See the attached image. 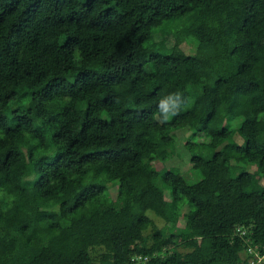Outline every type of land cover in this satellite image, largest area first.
I'll use <instances>...</instances> for the list:
<instances>
[{"label": "trees", "instance_id": "16d2710c", "mask_svg": "<svg viewBox=\"0 0 264 264\" xmlns=\"http://www.w3.org/2000/svg\"><path fill=\"white\" fill-rule=\"evenodd\" d=\"M261 124L264 0H0V264H264ZM108 210L49 250L55 223Z\"/></svg>", "mask_w": 264, "mask_h": 264}, {"label": "rangeland", "instance_id": "374dc122", "mask_svg": "<svg viewBox=\"0 0 264 264\" xmlns=\"http://www.w3.org/2000/svg\"><path fill=\"white\" fill-rule=\"evenodd\" d=\"M156 38V45L157 47H161L167 44V42L165 40H163V42L161 41V39L159 38L158 34H155L154 36ZM181 46L186 50V51H190L192 52L194 49V43H192L191 41H184ZM221 95H225V96H231L234 94L233 89H231V87H224L221 91H220ZM252 110L245 108L244 110V116L246 117H252ZM224 119L222 118H218L215 117L212 119L211 124L208 125L207 127V135L211 132H213L215 129H217L221 123H223ZM263 124H261V127L263 128ZM174 131V135L175 137V141H173V153L170 157V160H168L165 165L166 166H172V167H176L177 168V177L179 178V185L181 186V184L183 183V181L180 179L179 177V172H183V171H188V168L190 166V163L188 161L187 158V149L186 146L184 145V139L186 138V133L187 131H185V129H175ZM232 138L239 142L240 141V137L237 135V133H234ZM240 166H242L244 169L250 171V172H254L256 171L255 169V165L254 163H246V164H239ZM182 174V173H180ZM186 177V175H185ZM258 182L260 183V185L264 184V176H258ZM107 193L111 198H114L116 195V187L115 186H109L107 189ZM165 197L167 196V193H165ZM182 212L185 211V207H182ZM147 213H149L147 211ZM151 215V214H150ZM113 219V213L111 210H108L107 212L103 213L100 216L97 217H93L90 218L84 222H76L75 220H70L69 219V224H67L66 226L60 225V223H55L54 227H53V233L52 235L48 238V247L49 250L52 252H61V253H65L68 256H72V252L66 247V241L69 238L70 235L72 234H78L81 232H97L99 230L105 229L106 225L109 221H111ZM152 220L153 222L158 225V226H162L164 223L162 221V219H160L157 216L152 215ZM178 224L181 225L182 224V218L179 217L178 220ZM205 245V241L202 238H193L187 241L186 244H184L183 246H186L184 248H190V249H201L203 248ZM182 245H178L176 246V249L181 250V247H183ZM247 252L249 254H253L255 256L254 257H249L248 258V264H258V262L260 261L261 257L257 256V253L254 252V250L252 249H248Z\"/></svg>", "mask_w": 264, "mask_h": 264}, {"label": "clouds", "instance_id": "9594fccd", "mask_svg": "<svg viewBox=\"0 0 264 264\" xmlns=\"http://www.w3.org/2000/svg\"><path fill=\"white\" fill-rule=\"evenodd\" d=\"M176 97H179V96L177 95ZM168 98H166L165 100L161 101V103L159 105L161 111L164 113V116H163L164 120H168L170 118L169 114H171V115H175L176 114L175 110H172V111L169 110Z\"/></svg>", "mask_w": 264, "mask_h": 264}]
</instances>
